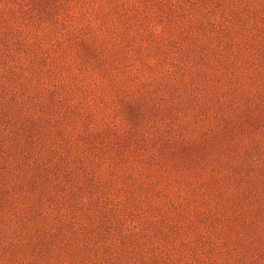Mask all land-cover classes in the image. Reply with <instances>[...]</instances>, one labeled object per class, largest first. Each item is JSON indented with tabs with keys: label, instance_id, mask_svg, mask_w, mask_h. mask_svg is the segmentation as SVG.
<instances>
[{
	"label": "rangeland",
	"instance_id": "obj_1",
	"mask_svg": "<svg viewBox=\"0 0 264 264\" xmlns=\"http://www.w3.org/2000/svg\"><path fill=\"white\" fill-rule=\"evenodd\" d=\"M0 264H264V0H0Z\"/></svg>",
	"mask_w": 264,
	"mask_h": 264
}]
</instances>
